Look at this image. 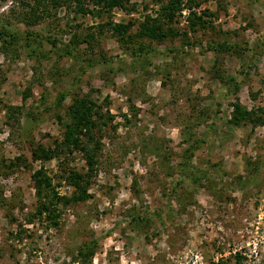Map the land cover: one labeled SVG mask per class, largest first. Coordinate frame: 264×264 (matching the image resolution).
<instances>
[{
	"label": "rangeland",
	"instance_id": "374dc122",
	"mask_svg": "<svg viewBox=\"0 0 264 264\" xmlns=\"http://www.w3.org/2000/svg\"><path fill=\"white\" fill-rule=\"evenodd\" d=\"M83 1L93 11L75 0L44 9L0 0V25L19 34L14 50L0 48V264H84L75 257L90 241L85 264H264V121H229L233 102L264 107V0H194L171 23L185 34L135 41L138 22L155 15L150 0L110 9ZM192 9L209 13L195 30ZM117 22H131L128 42ZM211 39L228 45L210 49ZM75 96L103 115L84 143L98 140L96 162L65 146L36 158L39 143L61 139ZM189 130L205 141L185 176ZM40 164L68 196L80 189L65 181L69 169L89 173L80 182L89 195L57 203L55 225L35 214Z\"/></svg>",
	"mask_w": 264,
	"mask_h": 264
},
{
	"label": "trees",
	"instance_id": "16d2710c",
	"mask_svg": "<svg viewBox=\"0 0 264 264\" xmlns=\"http://www.w3.org/2000/svg\"><path fill=\"white\" fill-rule=\"evenodd\" d=\"M35 4V8H42L44 9L45 3L47 1L55 2L56 4L63 2L65 0H32ZM78 3V10L82 12H86L88 10L93 11V7L90 9H86L84 7L83 0H75ZM93 2V6L97 7L100 5L101 8L110 9L115 6H120L126 8L128 0H90ZM154 6H156L153 10L155 15L146 14L142 21L138 22L136 27L135 33L133 36L129 37V40H134L135 37H149L151 39H161L162 37H166L167 35H175L179 34L180 31L176 28L171 26V23L178 20V15L181 14V10L184 7H190L192 4H198L194 0H150ZM133 7V6H132ZM191 8V7H190ZM40 12H38L35 16L33 21L37 20L40 17ZM188 21V27L192 30H195L197 26H204L208 19L204 17L205 14H209L206 11H200L199 13L195 12L193 9L190 10ZM131 22L123 23L117 22L113 24V29L118 32V39L123 42H128L127 40L128 35L126 32L130 28ZM99 31H102L100 29ZM187 31L183 30L180 34H185ZM28 36H24L26 39L33 38L35 36L32 35L31 32ZM32 36V37H31ZM90 38L93 37V34L90 33L88 35ZM19 34L16 31H12L9 28L5 27L4 25H0V41L1 45L0 48L4 50V52H9L14 50L15 44L17 43ZM84 41H90L89 38L84 39ZM135 41V40H134ZM228 45V41L226 39H211L210 42L207 43L208 48H212L215 50H220L225 48ZM72 49L65 48L62 52L68 54L69 56H74L71 53ZM216 60L214 61V63ZM90 64L92 62H89ZM220 69H215V76L220 77ZM237 83H228L226 87L228 90L233 86H237ZM66 96V91H61L57 93L56 97L54 98L56 102L61 101ZM90 102L82 98L80 96H75L73 100L67 105L65 109V120H64V129L61 139L54 140L52 147L45 148L43 144L39 143L38 147L36 148V152L34 151V156L36 158H48L50 156H57L59 150H63L64 146L67 148H78L84 150V154L86 160L89 164L96 162V151L100 148V144L97 141L93 143V145L89 148L84 143L85 142H92L94 140L95 130L100 131L101 125L97 122L99 118H102L103 115L98 113L99 117L93 118L92 115L95 113L93 106L89 104ZM232 111L231 117L229 119L235 125L242 124L246 120L254 121L256 118L259 122L264 121V117H262L257 111H264V107H257V110L254 109H247L243 107L240 103L233 102L232 103ZM62 120L64 117H61L60 114H57ZM112 115H109L111 117ZM102 124H105V120H101ZM256 122V121H255ZM188 129H190L188 127ZM183 140L187 142V146L185 147V155L183 157V168L180 171L181 174H185V176H190L194 172L191 167H189V162L191 158L194 156L195 149L199 147L201 142H204V131L200 132L199 134L192 132L189 130L186 133H182ZM49 148V149H48ZM19 158V157H17ZM189 167V168H188ZM189 172H191L189 174ZM88 176L89 173H82L76 171L74 168H70L66 175H64V179L66 182L70 183L76 188H80L79 191H74L72 195L68 196L66 194H61L56 189L54 183L51 181V177L48 176L47 169L44 167L43 164H40L38 167L34 168L31 173V178L34 181V185L36 187V192L38 194L39 203L35 209V214L40 219H48L51 224L55 225L58 223L57 216H59L57 212V203L60 201L68 202L70 200H79L86 198L89 193L86 191V185H81L85 183H80L84 178ZM85 181V180H84ZM40 196V197H39ZM46 198V199H42ZM95 251L94 241L86 242L83 244V247L78 249L76 259L80 260L82 263L85 264L86 260L93 255ZM237 260L241 257L240 253H234ZM225 264V263H222Z\"/></svg>",
	"mask_w": 264,
	"mask_h": 264
},
{
	"label": "built area",
	"instance_id": "2783aa9c",
	"mask_svg": "<svg viewBox=\"0 0 264 264\" xmlns=\"http://www.w3.org/2000/svg\"><path fill=\"white\" fill-rule=\"evenodd\" d=\"M181 12L184 14V9H182Z\"/></svg>",
	"mask_w": 264,
	"mask_h": 264
}]
</instances>
